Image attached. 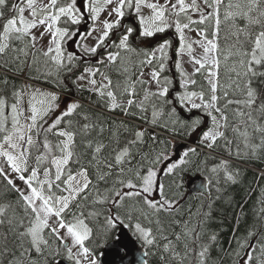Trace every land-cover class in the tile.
Masks as SVG:
<instances>
[{"label":"snow or ice","instance_id":"1","mask_svg":"<svg viewBox=\"0 0 264 264\" xmlns=\"http://www.w3.org/2000/svg\"><path fill=\"white\" fill-rule=\"evenodd\" d=\"M0 71V264H101L117 228L142 264H264V223L227 249L212 230L242 177L225 154L264 157V0H0ZM187 195L204 198L196 211Z\"/></svg>","mask_w":264,"mask_h":264},{"label":"trees","instance_id":"2","mask_svg":"<svg viewBox=\"0 0 264 264\" xmlns=\"http://www.w3.org/2000/svg\"><path fill=\"white\" fill-rule=\"evenodd\" d=\"M162 39L164 38H162L160 34H157V36L152 39L151 44L154 46L158 41ZM134 43H139V41H135L134 39ZM167 74L173 76L174 80L178 81L179 78L177 75L174 74V69L172 71V74L170 72H168ZM4 75L5 73L3 71H0V76ZM11 82L18 85H23L24 83L30 81H28L26 76L19 75L13 77ZM34 86L40 87L47 91L57 92L58 94H60L61 101L66 99L65 92H67L68 89H65L64 92H61L60 88H57L51 81L47 83L37 81L34 83ZM177 88L178 83L176 85V88H173L172 91L175 92ZM72 91L74 92L75 89L73 88ZM76 95L79 96L80 93H76ZM83 96L85 99V107L91 106L93 111H98L95 105L91 104L95 97L90 96L88 93H84ZM181 114L185 118L189 116L194 117L198 115V113L196 112H182ZM105 115L109 116V118L123 120L125 123L132 127L143 128L146 130V132L155 131L158 136L169 140L170 143L184 145L185 147H195L196 141L199 139V132L193 133L191 136H183L173 139V137L170 136L168 133L163 132L160 129H154L150 124L140 120L137 116H124L122 113H119V111H117V113L114 115L110 113H105ZM176 139L181 141V143L175 142L174 140ZM224 158L230 159L233 167L238 168L242 173L240 183L235 185L229 184L223 186L225 188V199L216 201L213 206L214 221L212 223V230L219 233V244L223 248L227 249L232 246L234 229L238 227L239 233L237 234H243L247 229L251 228L252 226L255 225L256 227H259L261 223H264L259 220V209L262 206L261 201H264V157L240 161L236 160L235 158H229L225 154ZM214 159H218V157ZM200 175L201 173L192 170L178 178L180 181L183 182L185 193H187V189L190 182L196 180ZM215 195V189H212L213 199L215 198ZM186 198L189 201L186 207H191L193 211H196V209L200 206L201 202L204 199L203 197L198 198L196 195H187ZM241 213L243 214L241 215ZM128 230L131 232L130 229ZM118 231L119 228L114 230L109 235V238L104 243V245L97 249L98 258L100 257L103 249L107 244L116 241ZM138 242L141 243L140 241ZM145 250L146 249H144V251ZM218 251L219 249L213 251V258H216ZM148 259L150 264H156V260L154 257H148Z\"/></svg>","mask_w":264,"mask_h":264},{"label":"water","instance_id":"3","mask_svg":"<svg viewBox=\"0 0 264 264\" xmlns=\"http://www.w3.org/2000/svg\"><path fill=\"white\" fill-rule=\"evenodd\" d=\"M125 247L128 251L123 250ZM143 251L142 245L127 229L119 228L116 241L105 246L98 260L101 264H142Z\"/></svg>","mask_w":264,"mask_h":264},{"label":"rangeland","instance_id":"4","mask_svg":"<svg viewBox=\"0 0 264 264\" xmlns=\"http://www.w3.org/2000/svg\"><path fill=\"white\" fill-rule=\"evenodd\" d=\"M127 18H126V21L125 23H127ZM80 27H83V25H81ZM135 35V34H134ZM162 38H165L166 35H171V33H168V34H160ZM194 35V34H193ZM90 42V41H89ZM186 67L188 68V70H191L190 69V66L189 65H186ZM170 73L172 74V71H170ZM179 78V77H178ZM197 180V179H196Z\"/></svg>","mask_w":264,"mask_h":264}]
</instances>
